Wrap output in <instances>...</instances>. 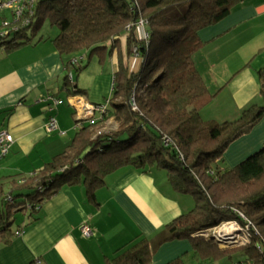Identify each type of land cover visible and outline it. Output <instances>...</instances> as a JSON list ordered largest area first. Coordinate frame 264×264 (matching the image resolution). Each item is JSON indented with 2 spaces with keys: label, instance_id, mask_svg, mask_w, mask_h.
I'll use <instances>...</instances> for the list:
<instances>
[{
  "label": "trees",
  "instance_id": "trees-1",
  "mask_svg": "<svg viewBox=\"0 0 264 264\" xmlns=\"http://www.w3.org/2000/svg\"><path fill=\"white\" fill-rule=\"evenodd\" d=\"M241 1L36 0L30 27L0 47L15 50L30 44L27 31L47 21L58 29L50 42L67 62L66 82L69 72L78 75L86 67L82 59L70 65L82 52L88 61L95 56L102 63L116 49L117 69L105 114L92 125L83 124L65 150L38 171L0 179V233L9 236L2 243L23 232L16 228L12 234L15 213L33 218L63 187L79 184L95 203V191L106 178L131 167L164 171L171 188L192 196L195 205L154 237L120 247L105 264H147L159 246L174 240L188 241L197 262L264 264V145L234 167L223 165L229 144L251 132L264 105L247 107L235 121H204L200 111L214 96L192 60L202 46L199 31L223 20ZM139 19L146 23L147 41L135 30ZM257 75L264 90V67ZM67 91L85 93L74 82ZM109 119L116 124L113 130H105ZM225 224L245 229L249 244L226 248L202 235ZM168 264L185 263L177 258Z\"/></svg>",
  "mask_w": 264,
  "mask_h": 264
},
{
  "label": "crops",
  "instance_id": "crops-1",
  "mask_svg": "<svg viewBox=\"0 0 264 264\" xmlns=\"http://www.w3.org/2000/svg\"><path fill=\"white\" fill-rule=\"evenodd\" d=\"M198 36L202 46L192 60L208 92L214 95L209 104L224 93V104L231 108L227 116L264 105V90L257 75L264 67V0H242L228 16L199 31ZM124 48L125 39L121 41L123 54ZM66 63L47 40L15 50L0 47V131L13 139L9 152L0 159V179L38 171L71 142L73 135L69 134L75 130H71L69 120L73 108L67 100L70 86L65 81ZM116 63L114 49L108 62L109 75L98 79L91 91L73 76V82L85 92L86 102L100 104L108 92L110 96ZM138 63V59L133 61V68ZM47 95L59 101L53 111L42 101ZM51 115L58 130L47 133L45 125ZM229 116L225 122L236 120ZM201 118L204 120L203 114ZM104 126L106 130L116 124L109 119ZM263 145L264 115L249 134L229 144L223 165L236 166ZM159 171L119 169L95 191L96 204L88 201L82 184L63 187L42 203L34 220L23 212L26 219L17 227L23 229L21 234L5 244L2 242L9 236L0 233V264H105L131 240L154 237L193 206L188 201L183 205L185 197L181 195L188 194L175 192ZM84 224L93 231L88 238L81 234ZM17 229H11L12 234ZM177 258L185 264H210L195 261L185 240L163 243L147 264H168Z\"/></svg>",
  "mask_w": 264,
  "mask_h": 264
},
{
  "label": "built area",
  "instance_id": "built-area-1",
  "mask_svg": "<svg viewBox=\"0 0 264 264\" xmlns=\"http://www.w3.org/2000/svg\"><path fill=\"white\" fill-rule=\"evenodd\" d=\"M35 4L36 0H0V46L4 45L12 35L30 27L35 16ZM145 25L146 23L142 19H139L135 24V30L143 40L147 41L148 35L144 30ZM133 51L135 52V50ZM80 59L81 58L72 59L70 65L76 66ZM67 76L69 86L73 87V74L69 72ZM75 95L76 94L73 93L68 96L69 105L74 110L75 127L73 129L75 131H77L83 124H94L97 119L106 113L110 104L109 97L100 104H92L86 102L83 98L75 97ZM42 101L48 103L49 111H53L59 102L56 97L51 95L45 96ZM132 104H134V102ZM133 109H135L134 106ZM45 130L47 133H52L58 130L57 121L53 115L49 116L45 125ZM59 133L63 135L62 132ZM98 133H100V131ZM12 143L13 139L11 135L4 131H0V159L6 156ZM229 225L233 228L235 232L234 235L219 237L215 235V231H217L218 228L207 230L202 235L205 238L213 237L223 246L249 244V238L245 229L236 224ZM247 228L248 227H246V229ZM80 230L82 236L85 238L90 237L93 233L92 228L87 224L82 225ZM261 250H264V247Z\"/></svg>",
  "mask_w": 264,
  "mask_h": 264
},
{
  "label": "rangeland",
  "instance_id": "rangeland-1",
  "mask_svg": "<svg viewBox=\"0 0 264 264\" xmlns=\"http://www.w3.org/2000/svg\"><path fill=\"white\" fill-rule=\"evenodd\" d=\"M263 1V0H262ZM58 34V29L55 27V26H51L47 21H44L42 26L34 31V28L33 30H29L27 31L26 33V37L28 39H30V44L28 45H32V44H35L40 37H43V38H48L50 42V40L54 39ZM19 42H23L24 40H22V38H18L17 39ZM78 58H81L82 62L80 63L82 66H85L86 67L84 69H82L80 71V73L77 75V73H75V71H72L71 73L73 74L75 80H77V83H79L80 85H84L86 87V89H88V91H91L92 89H95V85L96 83L98 82V79L101 80L105 77V75H109V71H110V68L108 66V62H109V59L106 58L102 63H99V60L97 57H92L89 61L88 59L84 56V52L82 53H79L77 54ZM112 76V75H111ZM109 79V78H108ZM108 85H109V81H108ZM109 87V86H108ZM70 88H72V86H70ZM111 89V86L109 88V90ZM109 92L107 93L106 96L103 97V101L104 102L109 96ZM214 96V95H213ZM75 97H80V98H83L84 99V96L81 95V94H76ZM214 98V97H213ZM213 98L211 100H213ZM219 99L215 100L213 103L211 104H207L205 105L201 111H200V115L203 114L204 115V121H210V122H215V123H222V122H225V120H228L226 119L228 116H227V112H229V110H231V108L228 106V104H224V93L221 94L219 97ZM64 100V99H63ZM68 100V98H67ZM85 100V99H84ZM101 102V103H102ZM219 102V103H218ZM62 106L63 103H61ZM247 109V108H246ZM244 110H241L240 114L238 116H236L234 114V116H229V118H233L235 117V119H237L241 113L243 112ZM69 120L72 124V127H71V130L75 127V116H74V110H73V116L70 115L69 117ZM115 128V127H114ZM114 128H111V129H106V130H113ZM74 131V130H72ZM103 129H101L100 132H102ZM74 132H71L69 134V136L73 135ZM262 148V147H261ZM260 148V149H261ZM260 149H258L256 152H258ZM256 152L250 154L249 156H247L244 160H246L247 158H249L250 156H252L253 154H255ZM242 160V162L244 161ZM241 163V162H240ZM238 163V164H240ZM237 164V165H238ZM24 168H27V166H22ZM234 167V166H233ZM117 172V171H116ZM160 173H164L165 175V172L164 171H159ZM115 173V172H114ZM107 179V178H106ZM167 184V183H166ZM168 186V184H167ZM170 186V185H169ZM171 187V186H170ZM185 197V199H183V205L185 204V202L187 203L188 202H192V205L194 206V203L195 201L193 200L192 196L190 195H181V198ZM188 204V203H187ZM193 206H191L193 208ZM190 207V208H191ZM191 208V209H192ZM13 224L12 226L10 227V229H16L23 221H25L26 219V216L23 212H17L15 213V215L13 216ZM210 238V237H209ZM221 246V245H220ZM226 248H230V247H233V246H225ZM224 247V248H225ZM223 248V247H222Z\"/></svg>",
  "mask_w": 264,
  "mask_h": 264
},
{
  "label": "bare ground",
  "instance_id": "bare-ground-1",
  "mask_svg": "<svg viewBox=\"0 0 264 264\" xmlns=\"http://www.w3.org/2000/svg\"><path fill=\"white\" fill-rule=\"evenodd\" d=\"M234 230L229 224H225L222 227L218 228L217 231H215V235L219 237H224V236H231L234 235Z\"/></svg>",
  "mask_w": 264,
  "mask_h": 264
}]
</instances>
